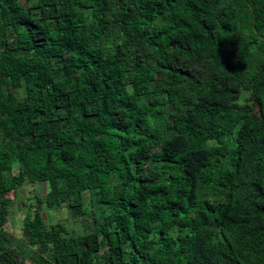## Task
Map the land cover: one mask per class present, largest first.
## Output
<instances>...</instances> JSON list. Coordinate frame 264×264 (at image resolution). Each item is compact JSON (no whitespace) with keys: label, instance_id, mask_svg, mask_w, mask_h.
<instances>
[{"label":"trees","instance_id":"trees-1","mask_svg":"<svg viewBox=\"0 0 264 264\" xmlns=\"http://www.w3.org/2000/svg\"><path fill=\"white\" fill-rule=\"evenodd\" d=\"M0 264H264V0H0Z\"/></svg>","mask_w":264,"mask_h":264},{"label":"rangeland","instance_id":"rangeland-1","mask_svg":"<svg viewBox=\"0 0 264 264\" xmlns=\"http://www.w3.org/2000/svg\"><path fill=\"white\" fill-rule=\"evenodd\" d=\"M42 189V194L44 191L43 186H41ZM37 188L33 187L31 185H26V187L24 188V190L22 191V195L19 194V197L15 198V205H14V211L12 213L11 219L9 221V225H7L6 230L8 231V233H10L12 235V238L15 241L19 240L20 237V227H21V221L23 216L26 213V210L22 207V203H24L23 205L25 206H29L32 207L34 206V195L36 193ZM44 195V194H43ZM49 216L51 218V223L57 222V221H66V212L65 210H60L58 212H51L49 213ZM80 228L78 232L82 231V227L77 223L75 225L72 226V228Z\"/></svg>","mask_w":264,"mask_h":264}]
</instances>
